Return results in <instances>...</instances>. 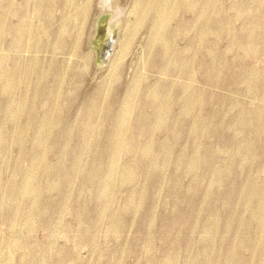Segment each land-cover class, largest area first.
<instances>
[{
    "label": "rangeland",
    "instance_id": "obj_1",
    "mask_svg": "<svg viewBox=\"0 0 264 264\" xmlns=\"http://www.w3.org/2000/svg\"><path fill=\"white\" fill-rule=\"evenodd\" d=\"M0 264H264V0H0Z\"/></svg>",
    "mask_w": 264,
    "mask_h": 264
},
{
    "label": "water",
    "instance_id": "obj_2",
    "mask_svg": "<svg viewBox=\"0 0 264 264\" xmlns=\"http://www.w3.org/2000/svg\"><path fill=\"white\" fill-rule=\"evenodd\" d=\"M107 12L108 11H104V13L102 14V20L100 21V23H102V24L105 23V25L98 26V35H101V36L103 35L104 37H106L107 32H109L108 28H107L108 26H107V20H106L109 16V15H107L108 14ZM112 35H113V32H112ZM114 38H115V36L110 41L108 39L105 40V41L109 42V48L107 49V51L104 54L102 53V55H103L102 58H103L104 64H106L108 62L109 57L112 53V47L114 45Z\"/></svg>",
    "mask_w": 264,
    "mask_h": 264
},
{
    "label": "flooded vegetation",
    "instance_id": "obj_3",
    "mask_svg": "<svg viewBox=\"0 0 264 264\" xmlns=\"http://www.w3.org/2000/svg\"><path fill=\"white\" fill-rule=\"evenodd\" d=\"M108 36H109V39L108 40L110 41L111 40V38H110L111 35H108ZM107 43H109V42H107Z\"/></svg>",
    "mask_w": 264,
    "mask_h": 264
}]
</instances>
